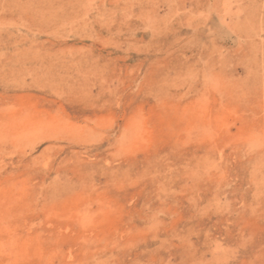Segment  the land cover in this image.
<instances>
[{
    "label": "rangeland",
    "instance_id": "374dc122",
    "mask_svg": "<svg viewBox=\"0 0 264 264\" xmlns=\"http://www.w3.org/2000/svg\"><path fill=\"white\" fill-rule=\"evenodd\" d=\"M0 264H264V0H0Z\"/></svg>",
    "mask_w": 264,
    "mask_h": 264
}]
</instances>
